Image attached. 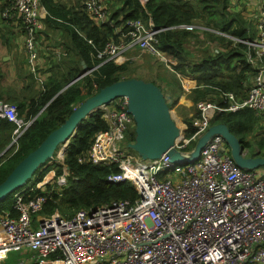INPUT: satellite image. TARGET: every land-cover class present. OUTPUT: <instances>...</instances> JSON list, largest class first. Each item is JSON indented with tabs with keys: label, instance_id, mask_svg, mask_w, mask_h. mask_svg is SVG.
Returning <instances> with one entry per match:
<instances>
[{
	"label": "built area",
	"instance_id": "obj_1",
	"mask_svg": "<svg viewBox=\"0 0 264 264\" xmlns=\"http://www.w3.org/2000/svg\"><path fill=\"white\" fill-rule=\"evenodd\" d=\"M243 1L256 4L255 35L250 40L231 38L246 46V62L256 71L245 99L237 101L232 92H224L220 103L198 102L199 119L193 122L196 131L187 139L186 125L179 127L181 136L173 148L183 160L175 163L166 153L153 160H143L137 153L125 154L121 143L130 144L125 134L134 128L126 99L118 97L101 105L97 110L102 112L107 129L95 135L85 162L117 165L120 172L106 181L129 182L137 198L80 209L66 218L57 209L49 214L43 211L53 187L45 195L16 194L13 208L18 215L0 216V236L4 237L0 238V264H7L9 253L23 249L31 254L15 264H264V166H237L220 135L209 138L196 159L187 161L194 148L186 151L221 112L250 109L260 119L264 133V0ZM77 2L95 23L107 20L104 0ZM45 16L40 0H12L0 13L5 23L11 22L22 33L17 40L37 86L47 77L41 72L48 57L47 48L42 46ZM127 25L129 43H106L96 51L97 60L121 64L123 53L137 46L166 63L157 47L160 30L151 22ZM189 80H181L185 92L195 87ZM0 119L15 126L11 146L30 124L18 117L15 105L2 102ZM60 153L63 161L62 150ZM174 168V173H168ZM49 173L37 189L42 190L41 185L54 177L57 187L65 184V168L57 177L53 170Z\"/></svg>",
	"mask_w": 264,
	"mask_h": 264
},
{
	"label": "trees",
	"instance_id": "obj_2",
	"mask_svg": "<svg viewBox=\"0 0 264 264\" xmlns=\"http://www.w3.org/2000/svg\"><path fill=\"white\" fill-rule=\"evenodd\" d=\"M232 1L146 0L142 4L140 0H104L107 20L98 24L92 21L85 11L79 9L81 5L79 6L77 1L68 7L59 0H40L46 12L43 24L54 31H61L58 45H61L65 54L52 60L53 64L46 70L49 75L41 86L36 85V88H33L36 83L34 84L30 74L27 75V84L17 91L12 86L0 85V102L13 103L17 108L18 117L25 122L30 121L16 144L0 156V183L28 153L64 123L76 106L101 88L120 80L134 78L131 76L134 60L125 56L129 52L130 58L131 54L139 55L143 56L146 62L154 58L170 72L171 78L164 76L165 79L162 80L168 87L164 91L156 83L148 81L161 90L169 101L170 109L177 105L182 95L191 102L192 115L182 118V123L187 127L184 134L187 139L196 131L193 122L199 119V111L196 108L198 102L220 103L224 92H232L237 101L245 99L256 71L246 62V46L231 38L250 40L253 33L251 31L247 34L252 30L251 25L232 7ZM11 2L12 0H0V13ZM136 21L143 25L151 22L155 30H160L157 47L166 63L137 46L123 53L126 59L121 64L96 59V51L103 49L108 42L129 43L130 27L127 23ZM182 26L187 28H181ZM201 27L205 30L200 29ZM19 33L18 28L12 26L11 22L5 23L0 17V39L8 49L13 48L10 42L15 40ZM83 65L85 69L82 68ZM94 67L96 69L86 73ZM83 73L86 74L61 91ZM4 77V72L0 69V82ZM182 79H193L195 87L185 92ZM214 124L225 125L244 148L250 139L255 140L256 151L251 155L247 153L246 156L264 158V133L260 119L253 111L241 109L233 113H217L211 120V125ZM14 128L13 123L0 119V153L10 145ZM106 129L107 124L100 110H95L82 119L68 139L63 161L49 164L55 159L58 146L53 157L38 167L23 187L0 201V216L18 215L13 208L16 194L27 197L47 194L46 191L37 189L36 185L52 170L56 177L60 176L63 168L67 170L65 184L60 188L54 184V190L49 195L51 199H48L43 208L47 214L57 209L62 211L61 215L70 218L80 209H94L114 200H135L137 194L129 182L106 181L111 174L120 172L117 165L94 166L85 162L95 135ZM125 135L126 142L132 143L134 128L129 129ZM194 146V142H191L186 151H191ZM56 190L59 191L58 194Z\"/></svg>",
	"mask_w": 264,
	"mask_h": 264
},
{
	"label": "water",
	"instance_id": "obj_3",
	"mask_svg": "<svg viewBox=\"0 0 264 264\" xmlns=\"http://www.w3.org/2000/svg\"><path fill=\"white\" fill-rule=\"evenodd\" d=\"M85 69L84 65L82 66ZM79 75L68 83L66 87L83 77ZM60 91V92H61ZM59 92V93H60ZM118 97L126 99L128 114L134 122V140L128 145L143 160L157 159L164 153L170 162L182 161L181 154L173 148L180 135V128L171 116L168 106L169 101L161 90L151 82L142 79H126L114 82L101 88L96 94L85 99L75 107L70 116L57 129L52 131L33 151L28 153L0 183V201L13 192L14 189L23 187L31 179L37 168L46 160L53 157L58 146L62 153L67 146L68 139L77 128L79 122L101 105L109 104ZM214 135H220L235 164L244 169H256L264 166L263 157H247L246 151L239 140L229 132L223 124L211 125L207 131L196 141L193 151L187 161L196 159L205 142ZM11 147L10 145L0 153V156Z\"/></svg>",
	"mask_w": 264,
	"mask_h": 264
},
{
	"label": "rangeland",
	"instance_id": "obj_4",
	"mask_svg": "<svg viewBox=\"0 0 264 264\" xmlns=\"http://www.w3.org/2000/svg\"><path fill=\"white\" fill-rule=\"evenodd\" d=\"M233 2L234 3H238V5H240V6H242L245 3V1L241 2V0H235ZM247 22H249V24L251 25V20L250 19H248ZM200 29L205 30V28H203V27H201ZM52 31H54V30H46L44 32V36H45V34H48V33L52 32ZM214 33L219 34V32H214ZM57 35L61 36V31L57 32ZM254 35H255V33L252 34V36H254ZM21 36H22V33L20 32L19 36H17L16 38H19ZM47 39H48V46L50 48H52L54 50V52H59V51H57V49L51 47L55 43L52 40V38H50V36H47ZM13 42H14V39L10 42V46L13 44ZM213 47L214 46H212V48ZM2 48L5 49L6 54L8 56L14 57L11 54L10 49H8L6 47V45L0 39V56H2L3 53H4ZM129 55H130V52L127 55L125 54V56H128L129 59L133 58V60H134L133 61L134 63H133V66H132L133 70H134L132 75H131L132 77H134L136 79L139 78V79H142L144 81H146V80L147 81H152V82L156 83L159 87H161V89L163 91H164V89L168 88V87L165 86V84L163 83L162 80L165 79L164 76L167 77V78H171V75H170V72L167 69H165V67L162 65V63L156 61L154 58H152L151 61L146 62V61H144L143 56L131 54L132 57L130 58ZM53 58L56 59L58 57H53ZM125 59H126V57H125ZM0 60H1V57H0ZM7 62H10V64H12V63H14V60L13 59L12 60L8 59L5 63H2L3 64V68L0 65V69L3 70L4 76H5L3 84L8 85V86L9 85L10 86H14V84H17L16 87H20L22 85V83L20 84L19 81H15V80L12 81V78H13L12 73L14 71H9L10 70V66L6 64ZM27 75H29V72H28V70L26 68L25 71H23V78H22L23 82L25 84H27L28 78H29V76L31 74L29 76H27ZM31 76H30V78H33V76L32 77ZM19 80H21V79H19ZM10 82H11V84H10ZM34 84H35V82H34ZM33 88H36V84H35V86ZM168 91H169V89H168ZM2 103L13 104L11 102H2ZM179 106L181 108H178ZM191 106H192V104L188 103V100H186L185 95H182V96L179 97V99L177 101V105L170 109L171 116L175 120L176 124H178L179 127L183 128L184 124L182 123L183 122L182 118L189 117V116L192 115L193 110H191V108H192ZM250 140L251 141L246 143V148H245L249 155L254 153L256 151V148H257L256 141L253 140V139H250ZM256 140H257V138H256ZM194 144H195V142H194ZM61 147L62 146H60L59 150L57 151L55 159L53 161L49 162V164H51L52 162H58V163L62 162V161H60V158H62L61 153H60ZM121 148H122L123 152L125 154H127V155H136V152L133 151L132 149H130L128 147V145L124 144L123 142L121 143ZM176 167H179V166L176 165L175 168ZM175 168L173 170H170V172H168V173H174ZM49 174L50 173H47L44 176V178L49 176ZM44 182H46V181L44 180ZM49 182L50 183H43L41 185V189L44 190V191H48L49 189H51L54 186V184H55V177L50 179ZM58 213L62 214V211L58 210ZM0 238L3 239L4 237L1 235ZM30 254H31V251L28 250V249H23V250H20V251L11 252V253L8 254L9 260L7 261V264H15L17 261H19L21 259H24V258H27V256H29Z\"/></svg>",
	"mask_w": 264,
	"mask_h": 264
},
{
	"label": "crops",
	"instance_id": "obj_5",
	"mask_svg": "<svg viewBox=\"0 0 264 264\" xmlns=\"http://www.w3.org/2000/svg\"><path fill=\"white\" fill-rule=\"evenodd\" d=\"M59 1L63 2V3H66L68 5V7H70V6H73V4H75L77 0H59ZM233 1H235V0H233ZM233 1L230 2V3H232L231 4L232 7H235V9L238 11L237 13L239 15H241L242 19L245 20V22H247L248 19L251 20V28H252V30L248 31L247 34L251 33V31L253 32V29L255 28V20H254V18H255V15H256V4L254 2H246L245 1V3L242 6H240V5H238V3H234ZM237 5H238V7H236ZM43 26H44V29H45L44 32L46 30H53L51 27H46L45 24H43ZM44 32H43V40L44 41H42L43 42L42 46L47 48L48 57H47L46 62L44 64L45 68L41 72H44L46 74V76H47V75H49V71H46V70L50 69L51 64H53V62H54V61H52L54 59L53 57H58L59 58L60 55H64L65 53L61 50L62 49L61 45H58V43H59L58 36L59 35H57V32H59V31H57V30L56 31H52V32H50L48 34H45V36H44ZM47 36H50V38H52V40L55 42L53 44V46H51V47L57 49V51H59V52H54V50L48 46ZM15 39L16 40H14V42H13V48L12 49H11V47L9 48L11 54L14 57L8 56L6 54L5 49L2 48L4 53H3L2 56H0L1 57L0 65L3 68V64L2 63H5L8 59L9 60H12V59L14 60V63L10 64V62H7L6 64L10 66V70L9 71H14L12 73V76H13L12 81L15 80V81H19L20 84L22 83V85L20 87H16L17 84H14V86H12L17 91L19 88H22L23 86L26 85L23 82L22 78H21V80H19V78H17V77L23 76V71H25V69H26V60H25V54L23 53V49L21 50L19 42H18L16 37H15ZM60 43H61V41H60ZM4 79H5V77L1 80L0 85L5 86V87H9L10 85L8 86V85L3 84ZM190 82H191V79L189 80V83ZM10 84H11V82H10ZM190 88H194V87H190ZM188 103L191 104L189 101H188Z\"/></svg>",
	"mask_w": 264,
	"mask_h": 264
},
{
	"label": "bare ground",
	"instance_id": "obj_6",
	"mask_svg": "<svg viewBox=\"0 0 264 264\" xmlns=\"http://www.w3.org/2000/svg\"><path fill=\"white\" fill-rule=\"evenodd\" d=\"M180 136H181V135H180ZM180 136H179V138H180ZM177 139H178V138H177ZM64 145H65V143L61 144L60 146H64ZM60 146H59V148H60ZM46 161H47V160H46ZM46 161H45V162H46ZM45 162H44V163H45ZM44 163H43V164H44ZM43 164H42V165H43ZM40 166H41V165H40ZM40 166H39V167H40ZM15 190H16V189H14L13 191H15Z\"/></svg>",
	"mask_w": 264,
	"mask_h": 264
},
{
	"label": "clouds",
	"instance_id": "obj_7",
	"mask_svg": "<svg viewBox=\"0 0 264 264\" xmlns=\"http://www.w3.org/2000/svg\"><path fill=\"white\" fill-rule=\"evenodd\" d=\"M63 154V153H62Z\"/></svg>",
	"mask_w": 264,
	"mask_h": 264
}]
</instances>
